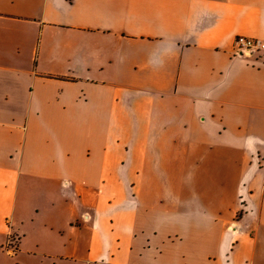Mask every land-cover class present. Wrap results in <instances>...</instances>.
<instances>
[{"label":"crops","instance_id":"obj_1","mask_svg":"<svg viewBox=\"0 0 264 264\" xmlns=\"http://www.w3.org/2000/svg\"><path fill=\"white\" fill-rule=\"evenodd\" d=\"M237 36L264 0H0V264H264Z\"/></svg>","mask_w":264,"mask_h":264},{"label":"built area","instance_id":"obj_2","mask_svg":"<svg viewBox=\"0 0 264 264\" xmlns=\"http://www.w3.org/2000/svg\"><path fill=\"white\" fill-rule=\"evenodd\" d=\"M264 51V42L251 37L237 36L233 44L234 57L250 56ZM11 252L15 251V246H9Z\"/></svg>","mask_w":264,"mask_h":264}]
</instances>
